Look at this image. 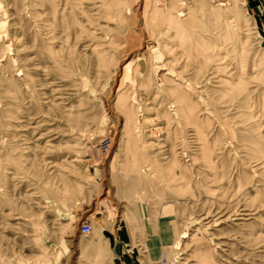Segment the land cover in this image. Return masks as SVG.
<instances>
[{
	"label": "rangeland",
	"instance_id": "rangeland-1",
	"mask_svg": "<svg viewBox=\"0 0 264 264\" xmlns=\"http://www.w3.org/2000/svg\"><path fill=\"white\" fill-rule=\"evenodd\" d=\"M163 261L264 264V0H0V264Z\"/></svg>",
	"mask_w": 264,
	"mask_h": 264
},
{
	"label": "built area",
	"instance_id": "built-area-1",
	"mask_svg": "<svg viewBox=\"0 0 264 264\" xmlns=\"http://www.w3.org/2000/svg\"><path fill=\"white\" fill-rule=\"evenodd\" d=\"M91 231L92 230H91V226L89 223L84 222L80 225L79 232L81 235H83V236L89 235L91 233ZM162 264H169V263H167V262L165 263V261H163Z\"/></svg>",
	"mask_w": 264,
	"mask_h": 264
},
{
	"label": "crops",
	"instance_id": "crops-1",
	"mask_svg": "<svg viewBox=\"0 0 264 264\" xmlns=\"http://www.w3.org/2000/svg\"><path fill=\"white\" fill-rule=\"evenodd\" d=\"M124 234H120V235H118L117 237L119 238V239H121V236H123ZM125 236V235H124Z\"/></svg>",
	"mask_w": 264,
	"mask_h": 264
},
{
	"label": "bare ground",
	"instance_id": "bare-ground-1",
	"mask_svg": "<svg viewBox=\"0 0 264 264\" xmlns=\"http://www.w3.org/2000/svg\"><path fill=\"white\" fill-rule=\"evenodd\" d=\"M91 230H92V228H91ZM168 263V262H167ZM169 264H174V263H169Z\"/></svg>",
	"mask_w": 264,
	"mask_h": 264
}]
</instances>
